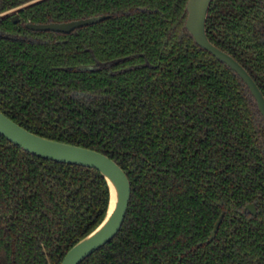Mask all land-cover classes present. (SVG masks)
<instances>
[{
	"label": "trees",
	"instance_id": "16d2710c",
	"mask_svg": "<svg viewBox=\"0 0 264 264\" xmlns=\"http://www.w3.org/2000/svg\"><path fill=\"white\" fill-rule=\"evenodd\" d=\"M187 1L0 0V110L106 154L131 183L121 229L80 264H264V129L241 79L185 30ZM263 1L213 0L206 29L264 93ZM102 14L68 34L25 26ZM109 197L97 169L0 134V264H61Z\"/></svg>",
	"mask_w": 264,
	"mask_h": 264
},
{
	"label": "water",
	"instance_id": "95a60500",
	"mask_svg": "<svg viewBox=\"0 0 264 264\" xmlns=\"http://www.w3.org/2000/svg\"><path fill=\"white\" fill-rule=\"evenodd\" d=\"M211 2L212 0H188L185 8L184 28L199 47L213 54L242 79L264 118V95L254 79L232 55L216 46L208 37L206 23ZM109 17L110 15L102 14L64 22H30L26 24V27L34 31H53L68 34L81 27L104 21ZM14 21H19L18 15L14 16ZM95 68L96 66L92 65L78 67L81 71H91ZM0 134L36 156L62 163L95 168L104 176L107 182L110 197L103 220L68 250L61 264H80L118 233L128 211L132 187L124 169L114 159L94 149L37 135L12 120L1 110ZM246 209L254 215L257 214L254 204L247 205ZM224 216L225 212H222L208 242L216 237Z\"/></svg>",
	"mask_w": 264,
	"mask_h": 264
},
{
	"label": "flooded vegetation",
	"instance_id": "af4514ba",
	"mask_svg": "<svg viewBox=\"0 0 264 264\" xmlns=\"http://www.w3.org/2000/svg\"><path fill=\"white\" fill-rule=\"evenodd\" d=\"M213 1V0H212ZM211 4H212V2H211ZM211 6V5H210ZM210 9V8H209ZM262 9L264 10V1L262 2ZM13 13H15V11H13ZM209 13V12H208ZM8 14H12V13H10V11L8 12ZM17 15V14H16ZM16 15H13V20H14V16H16ZM19 17V16H18ZM19 20H20V18H19ZM15 22V21H14ZM18 22V21H17ZM28 23H30V22H28ZM27 24V23H26ZM26 24H25V26H26ZM29 29V28H28ZM31 30V29H30ZM34 31V30H33ZM262 35H263V37H262V40L264 41V32L262 33ZM5 37H7V38H10V39H16V37L15 36H11V35H5ZM211 41V40H210ZM212 42V41H211ZM213 43V42H212ZM217 46V45H216ZM220 48V47H219ZM222 49V48H221ZM223 50V49H222ZM225 51V50H224ZM225 52H227V51H225ZM228 53V52H227ZM230 54V53H229ZM213 55V54H212ZM230 55H232V54H230ZM233 56V55H232ZM234 57V56H233ZM235 58V57H234ZM236 59V58H235ZM219 60V59H218ZM237 60V59H236ZM238 61V60H237ZM239 62V61H238ZM223 63V62H222ZM240 63V62H239ZM241 64V63H240ZM242 65V64H241ZM227 66V65H226ZM243 66V65H242ZM228 67V66H227ZM244 67V66H243ZM245 68V67H244ZM231 69V68H230ZM246 69V68H245ZM232 70V69H231ZM247 70V69H246ZM233 71V70H232ZM248 71V70H247ZM234 72V71H233ZM248 73H249V71H248ZM250 74V73H249ZM251 75V74H250ZM238 76V75H237ZM239 77V76H238ZM251 77H252V75H251ZM240 78V77H239ZM253 78V77H252ZM241 79V78H240ZM254 79V78H253ZM241 81H242V79H241ZM254 81H255V79H254ZM243 82V81H242ZM255 83H256V81H255ZM243 84H244V87H245V89H246V91H247V97L250 99V107H251V109H252V112L254 113V116H255V120H256V124H257V126L258 127H260V128H263L264 129V118H263V116H262V114H261V112L258 110V108H257V106H256V103L253 101V98H252V96H251V94H250V91H249V89L247 88V86H246V84L243 82ZM257 84V83H256ZM257 86H258V84H257ZM259 87V86H258ZM259 89H260V87H259ZM261 90V89H260ZM261 92H262V90H261ZM79 96H89V95H84V94H80V93H77ZM262 94L264 95V93L262 92ZM261 141H263V139H261ZM262 147H263V149H264V143H262ZM249 204H254V203H249ZM249 204H247V205H249ZM247 205H246V207H247ZM255 205V204H254ZM246 207H245V210L246 211H248L250 214H252L248 209H246ZM255 207H256V205H255ZM256 212H257V208H256ZM253 216H256V215H254V214H252ZM224 220V219H223ZM217 222V221H216ZM223 222V221H222ZM216 224V223H215ZM222 224V223H221ZM221 226V225H220ZM218 233V232H217ZM212 234V233H211ZM211 236V235H210ZM210 238V237H209ZM216 238V237H215ZM214 238V239H215ZM213 239V240H214ZM209 240V239H208ZM212 240V241H213ZM211 241V242H212ZM210 243V242H209Z\"/></svg>",
	"mask_w": 264,
	"mask_h": 264
},
{
	"label": "rangeland",
	"instance_id": "374dc122",
	"mask_svg": "<svg viewBox=\"0 0 264 264\" xmlns=\"http://www.w3.org/2000/svg\"><path fill=\"white\" fill-rule=\"evenodd\" d=\"M10 13H12V14H13V11H10Z\"/></svg>",
	"mask_w": 264,
	"mask_h": 264
}]
</instances>
